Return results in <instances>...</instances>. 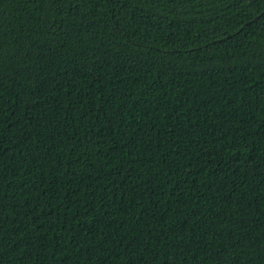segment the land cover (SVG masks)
Masks as SVG:
<instances>
[{
    "label": "trees",
    "instance_id": "trees-1",
    "mask_svg": "<svg viewBox=\"0 0 264 264\" xmlns=\"http://www.w3.org/2000/svg\"><path fill=\"white\" fill-rule=\"evenodd\" d=\"M0 264H264V0H0Z\"/></svg>",
    "mask_w": 264,
    "mask_h": 264
}]
</instances>
